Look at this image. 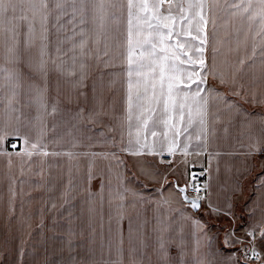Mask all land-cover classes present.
I'll return each instance as SVG.
<instances>
[{"label": "snow or ice", "instance_id": "obj_1", "mask_svg": "<svg viewBox=\"0 0 264 264\" xmlns=\"http://www.w3.org/2000/svg\"><path fill=\"white\" fill-rule=\"evenodd\" d=\"M0 221V264H264V0H0Z\"/></svg>", "mask_w": 264, "mask_h": 264}, {"label": "crops", "instance_id": "obj_2", "mask_svg": "<svg viewBox=\"0 0 264 264\" xmlns=\"http://www.w3.org/2000/svg\"><path fill=\"white\" fill-rule=\"evenodd\" d=\"M251 107V106H249ZM257 111L259 109H256ZM28 115H36L35 108H32L29 110ZM49 121L51 118H47ZM222 135V134H221ZM220 147L222 150H228V146L226 143L221 141ZM51 159H49L48 163L51 164ZM205 165L207 164V156L205 155L203 157ZM58 164L61 165V168H57V170L53 171L48 168V165H45V179H49L48 177V172L51 171L53 174L60 172L62 170L66 171L67 169V161L65 158L61 157L58 158ZM196 170H200L199 164L196 165ZM255 178L256 174L254 173L253 175H250L244 182V192L243 194L239 197L237 201V206H236V211L237 213H244L246 212V208L244 207L245 203L248 202L249 197L255 198L256 192L254 190V184H255ZM219 179L221 181H226L228 179L227 174L224 172L223 167L221 169V174ZM40 180L39 175H33L31 177V181L33 182L32 191H31V199L29 200L27 196L25 197V213H30L31 217V229L30 231L32 232V238L39 241L41 239L40 233L43 231V244L40 246V252L43 253L44 249L47 248L49 251H52L53 248L58 247L61 243L60 240V234L62 229L60 227H56L55 229L53 228V216L57 217V223L60 222V216L63 214V210L60 209L58 212L49 210L50 205L46 204L45 201L48 200L49 198V193L46 189H37L34 187V183L38 182ZM29 184H26L24 186V191L25 193H28L29 191ZM56 195V194H52ZM44 209L43 211V217H44V228L41 230L39 227L40 219H41V209ZM259 211V210H257ZM0 225H2V221H0ZM29 229H26L28 231ZM3 239V228L0 227V240ZM75 244L77 245V251L81 252L82 254L87 251V249H81L79 247L80 244H86V245H92L93 240L89 236L85 237H79L77 236L75 238ZM99 245H100V238L97 235L94 241V246L96 247L97 251L99 250Z\"/></svg>", "mask_w": 264, "mask_h": 264}, {"label": "rangeland", "instance_id": "obj_3", "mask_svg": "<svg viewBox=\"0 0 264 264\" xmlns=\"http://www.w3.org/2000/svg\"><path fill=\"white\" fill-rule=\"evenodd\" d=\"M26 112L28 114L29 113V110H26ZM31 116L34 117L35 115H31ZM47 118H49V117H47ZM21 145H22V142H20V145H18V146H21ZM51 164L53 165V167L51 168V170H53V171L57 170V167L55 165L58 164V158H52L51 159Z\"/></svg>", "mask_w": 264, "mask_h": 264}]
</instances>
